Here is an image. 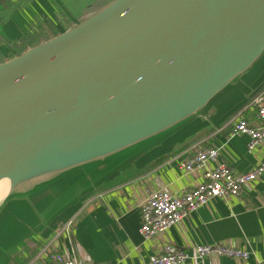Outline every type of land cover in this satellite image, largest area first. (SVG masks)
Returning <instances> with one entry per match:
<instances>
[{"label": "water", "instance_id": "95a60500", "mask_svg": "<svg viewBox=\"0 0 264 264\" xmlns=\"http://www.w3.org/2000/svg\"><path fill=\"white\" fill-rule=\"evenodd\" d=\"M263 54L264 0H112L0 63V241L31 240Z\"/></svg>", "mask_w": 264, "mask_h": 264}, {"label": "crops", "instance_id": "0c3cea01", "mask_svg": "<svg viewBox=\"0 0 264 264\" xmlns=\"http://www.w3.org/2000/svg\"><path fill=\"white\" fill-rule=\"evenodd\" d=\"M37 2L0 0V63L20 55L17 45L39 28L44 29L36 13ZM57 30L60 34L68 29L62 26ZM256 63L191 125L85 194L31 240L18 237V232L11 235L12 239H1L0 264H49L52 253L94 264H150L166 249L188 253L190 258L183 264L264 261V176L243 187L238 197L213 199L152 239L146 240L140 231L142 206L150 193L182 194L203 181L202 172L187 174L182 169L200 150L218 149V163L208 162L207 166L225 164L238 174L248 173L264 161V142L250 151V137L234 134L238 118L253 128L262 124L252 109L255 98L264 95V62L259 69L254 68ZM121 176L125 182L111 184ZM219 244L245 250L250 256L246 260L195 257L197 246Z\"/></svg>", "mask_w": 264, "mask_h": 264}, {"label": "built area", "instance_id": "2783aa9c", "mask_svg": "<svg viewBox=\"0 0 264 264\" xmlns=\"http://www.w3.org/2000/svg\"><path fill=\"white\" fill-rule=\"evenodd\" d=\"M252 109L261 121L259 128H253L244 118L236 119L234 134H247L250 137V151L257 149L264 142V95L255 98ZM219 150L214 148L200 150L182 165L185 173L202 172L203 181L182 194H169L164 191L150 193L142 206L141 234L146 240L164 233L170 227L180 223L191 213L205 206L216 198L231 199L241 194L243 187L264 176V161L252 171L238 174L225 164L209 168L208 162L218 163ZM196 258L208 255L229 256L236 259H248L250 253L227 245H204L194 249ZM190 258L185 251L166 249L150 264H183ZM49 264H94L83 260L66 257L61 254L49 255ZM259 264H264L261 261Z\"/></svg>", "mask_w": 264, "mask_h": 264}, {"label": "rangeland", "instance_id": "374dc122", "mask_svg": "<svg viewBox=\"0 0 264 264\" xmlns=\"http://www.w3.org/2000/svg\"><path fill=\"white\" fill-rule=\"evenodd\" d=\"M37 1L38 2L35 4L37 10L36 13L39 14L38 17H40L42 20V22H40V25L41 24L45 25L44 29L39 28V30L37 31L40 32L45 31L43 33H46L50 36L57 29H61L62 26H64V29H67L69 26H70L69 28H71L72 25L78 23L79 20H81L85 16V6L87 4H90L94 12L97 13L98 11L101 10L100 3L102 4L105 0H37ZM97 8L100 9L95 11ZM19 17L21 18V16ZM22 17L28 19V17L25 14H23ZM49 27H51V29ZM263 62H264V57L258 63H256L254 68L259 69L261 67V64H263Z\"/></svg>", "mask_w": 264, "mask_h": 264}, {"label": "trees", "instance_id": "16d2710c", "mask_svg": "<svg viewBox=\"0 0 264 264\" xmlns=\"http://www.w3.org/2000/svg\"><path fill=\"white\" fill-rule=\"evenodd\" d=\"M109 2H111V0H108V1L105 0L102 4L100 3V5H101L100 8L102 9V8H103L105 5H107ZM96 6H97V5H96ZM96 6H95V7H96ZM100 8H97L95 11H97V10L100 9ZM94 13H95V12H94L92 6H91L90 4H87V5L85 6V16H84L81 20H79V23L82 22V21H84L85 19L89 18V17L92 16ZM74 26H75V25H72L71 28L74 27ZM69 27H70V26H69ZM69 27H68V28H69ZM68 28H67V29H68ZM42 31H43V30H42ZM57 31H58V30L55 31V32H56L55 35H58V34H59ZM43 32H45V31H43ZM43 32H40V31L34 32L33 34L29 35L26 39H24L19 45H17V47L19 48L18 50L20 51V53H23V52L26 51L28 48H31V47H33V46H35V45H37V44H40V43L46 41V40L48 39L47 36H49V35L46 34V33H43ZM55 32H54V33H55ZM20 53H19V54H20ZM126 175H128V174H126ZM125 181H126V178L123 177V176H121V177L117 178V179L115 180V182L113 181V183H111V184L116 185V184L123 183V182H125Z\"/></svg>", "mask_w": 264, "mask_h": 264}, {"label": "bare ground", "instance_id": "6f19581e", "mask_svg": "<svg viewBox=\"0 0 264 264\" xmlns=\"http://www.w3.org/2000/svg\"><path fill=\"white\" fill-rule=\"evenodd\" d=\"M9 185V182H3V184L0 186V198L4 197L5 194H7V186Z\"/></svg>", "mask_w": 264, "mask_h": 264}]
</instances>
